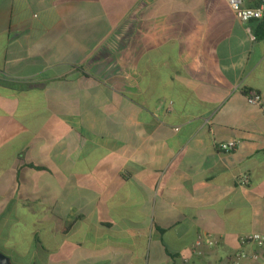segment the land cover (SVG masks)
<instances>
[{
	"label": "crops",
	"instance_id": "obj_1",
	"mask_svg": "<svg viewBox=\"0 0 264 264\" xmlns=\"http://www.w3.org/2000/svg\"><path fill=\"white\" fill-rule=\"evenodd\" d=\"M255 232L264 17L243 22L227 0H0V253L264 264L237 256L259 250L241 243ZM200 234L216 243L196 255Z\"/></svg>",
	"mask_w": 264,
	"mask_h": 264
},
{
	"label": "built area",
	"instance_id": "obj_2",
	"mask_svg": "<svg viewBox=\"0 0 264 264\" xmlns=\"http://www.w3.org/2000/svg\"><path fill=\"white\" fill-rule=\"evenodd\" d=\"M230 8L234 11L237 18L243 22H249L252 20H260L264 17V0H227ZM248 101L252 104H260V96L255 92L247 94ZM218 148L224 152H231L239 146L237 139H230L227 141L218 142ZM237 182L239 185H247L250 182V177L244 174L238 177ZM216 241L210 234L198 235L196 241L192 245V252L196 255H203V248L205 246L212 247ZM241 243L243 245H254L259 250L252 252L251 255L242 250L237 253L239 258L250 257L258 260L260 257V251L264 255V234L262 233H250L241 237Z\"/></svg>",
	"mask_w": 264,
	"mask_h": 264
},
{
	"label": "water",
	"instance_id": "obj_3",
	"mask_svg": "<svg viewBox=\"0 0 264 264\" xmlns=\"http://www.w3.org/2000/svg\"><path fill=\"white\" fill-rule=\"evenodd\" d=\"M0 264H14L11 258L3 253H0Z\"/></svg>",
	"mask_w": 264,
	"mask_h": 264
},
{
	"label": "trees",
	"instance_id": "obj_4",
	"mask_svg": "<svg viewBox=\"0 0 264 264\" xmlns=\"http://www.w3.org/2000/svg\"><path fill=\"white\" fill-rule=\"evenodd\" d=\"M246 92H247V94H248V93H250L251 91L248 90V91H246Z\"/></svg>",
	"mask_w": 264,
	"mask_h": 264
}]
</instances>
